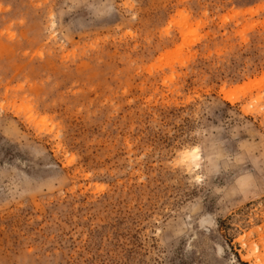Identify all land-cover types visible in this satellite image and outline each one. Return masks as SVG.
<instances>
[{
  "label": "rangeland",
  "instance_id": "rangeland-1",
  "mask_svg": "<svg viewBox=\"0 0 264 264\" xmlns=\"http://www.w3.org/2000/svg\"><path fill=\"white\" fill-rule=\"evenodd\" d=\"M243 263L264 0H0V264Z\"/></svg>",
  "mask_w": 264,
  "mask_h": 264
},
{
  "label": "bare ground",
  "instance_id": "bare-ground-1",
  "mask_svg": "<svg viewBox=\"0 0 264 264\" xmlns=\"http://www.w3.org/2000/svg\"><path fill=\"white\" fill-rule=\"evenodd\" d=\"M197 157H198V153L197 151L195 150H190V151H185L183 153V158L187 160L188 163H195L197 160ZM198 166V165H197ZM196 166V167H197ZM192 167V166H191Z\"/></svg>",
  "mask_w": 264,
  "mask_h": 264
},
{
  "label": "trees",
  "instance_id": "trees-1",
  "mask_svg": "<svg viewBox=\"0 0 264 264\" xmlns=\"http://www.w3.org/2000/svg\"><path fill=\"white\" fill-rule=\"evenodd\" d=\"M243 264H247V263H243Z\"/></svg>",
  "mask_w": 264,
  "mask_h": 264
}]
</instances>
